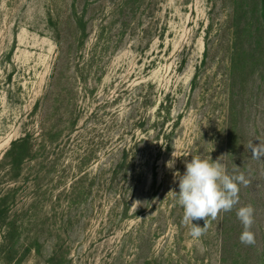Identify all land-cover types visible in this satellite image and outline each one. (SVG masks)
I'll return each mask as SVG.
<instances>
[{"label": "rangeland", "instance_id": "rangeland-1", "mask_svg": "<svg viewBox=\"0 0 264 264\" xmlns=\"http://www.w3.org/2000/svg\"><path fill=\"white\" fill-rule=\"evenodd\" d=\"M260 141L261 0H0V264H264ZM192 156L249 181L199 239L170 192Z\"/></svg>", "mask_w": 264, "mask_h": 264}, {"label": "clouds", "instance_id": "clouds-1", "mask_svg": "<svg viewBox=\"0 0 264 264\" xmlns=\"http://www.w3.org/2000/svg\"><path fill=\"white\" fill-rule=\"evenodd\" d=\"M252 157L264 159V141L259 144L250 143ZM222 157V156H221ZM172 162H169V167ZM178 180L179 191L172 190L177 203L183 208L182 222L190 225V235L199 239L205 234L211 220H216L221 212L231 211L239 203L240 185L248 186L249 181L243 173L229 174L226 167L221 163L220 157L213 161L192 156L190 162L185 163L183 174L174 173ZM255 209L251 204L239 207L236 211L237 218L243 225L240 242L245 245H254L255 235L252 225L254 224ZM204 221L200 227L193 221Z\"/></svg>", "mask_w": 264, "mask_h": 264}, {"label": "trees", "instance_id": "trees-1", "mask_svg": "<svg viewBox=\"0 0 264 264\" xmlns=\"http://www.w3.org/2000/svg\"><path fill=\"white\" fill-rule=\"evenodd\" d=\"M261 4L264 7V0H261ZM233 56L238 52L237 47H233ZM29 137L20 138L12 143L10 150L8 151V158L11 160L12 166L18 169L22 166L23 161L29 156ZM9 206L5 197L0 196V228L4 225L8 218ZM59 264V263H54Z\"/></svg>", "mask_w": 264, "mask_h": 264}]
</instances>
